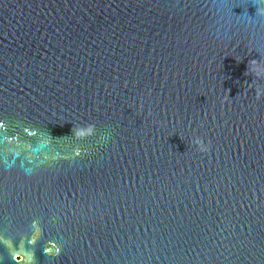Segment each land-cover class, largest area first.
Wrapping results in <instances>:
<instances>
[{"label": "water", "instance_id": "obj_1", "mask_svg": "<svg viewBox=\"0 0 264 264\" xmlns=\"http://www.w3.org/2000/svg\"><path fill=\"white\" fill-rule=\"evenodd\" d=\"M0 264H264V0H0Z\"/></svg>", "mask_w": 264, "mask_h": 264}, {"label": "clouds", "instance_id": "obj_2", "mask_svg": "<svg viewBox=\"0 0 264 264\" xmlns=\"http://www.w3.org/2000/svg\"><path fill=\"white\" fill-rule=\"evenodd\" d=\"M196 142H197L198 144H201V143H202L199 139H198ZM202 151H207V149H206V148H203Z\"/></svg>", "mask_w": 264, "mask_h": 264}]
</instances>
